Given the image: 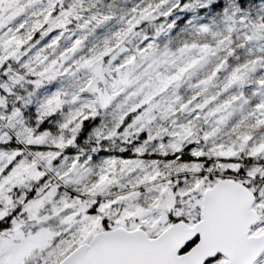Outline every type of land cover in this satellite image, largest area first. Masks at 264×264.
Returning <instances> with one entry per match:
<instances>
[{
    "label": "snow or ice",
    "instance_id": "1",
    "mask_svg": "<svg viewBox=\"0 0 264 264\" xmlns=\"http://www.w3.org/2000/svg\"><path fill=\"white\" fill-rule=\"evenodd\" d=\"M0 264H264V0H0Z\"/></svg>",
    "mask_w": 264,
    "mask_h": 264
}]
</instances>
